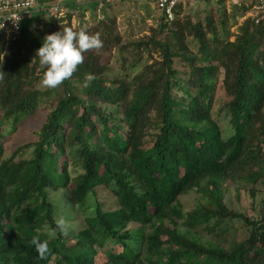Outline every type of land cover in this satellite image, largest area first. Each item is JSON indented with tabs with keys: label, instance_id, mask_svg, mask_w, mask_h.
Returning a JSON list of instances; mask_svg holds the SVG:
<instances>
[{
	"label": "trees",
	"instance_id": "obj_1",
	"mask_svg": "<svg viewBox=\"0 0 264 264\" xmlns=\"http://www.w3.org/2000/svg\"><path fill=\"white\" fill-rule=\"evenodd\" d=\"M49 1L39 0L17 37L0 30V264H264V13L232 33L224 3L218 24L180 16L182 4L168 23L155 0L157 24L125 40L110 0L64 1L62 17L49 14ZM249 10L235 5L234 17ZM65 27L99 33L104 46L47 89L36 50ZM87 74L95 79L85 87ZM216 102L233 129L227 137ZM43 105L31 138L4 156L6 133ZM99 187L114 206L98 204L86 227L61 234L59 207L82 206ZM242 191L251 212L238 208ZM192 192L186 209L180 198ZM37 235L49 241L47 259L31 244Z\"/></svg>",
	"mask_w": 264,
	"mask_h": 264
},
{
	"label": "rangeland",
	"instance_id": "obj_2",
	"mask_svg": "<svg viewBox=\"0 0 264 264\" xmlns=\"http://www.w3.org/2000/svg\"><path fill=\"white\" fill-rule=\"evenodd\" d=\"M110 3V12L117 15L118 31L123 35L125 40L137 39L141 35L140 31L143 29L147 30L151 25H156L160 17V11L156 7L155 0H110ZM224 9L225 8L223 6H220V4L216 2L203 0L186 5L180 16L183 17V15L187 13L191 15L193 21L201 20L206 23L205 17L213 15L215 23L218 24L220 16L222 17L225 15ZM226 12L227 15H225V17H227L228 21L227 27L230 28L232 33H236L238 26L243 19L238 15L234 17V7H226ZM74 20L77 21L78 18L74 17ZM92 21L93 12L90 8L86 9L84 24H92ZM220 31L224 32L221 27ZM231 39H234V36H232ZM114 62L115 60L111 57L110 64L112 65V70L110 74L112 75H110V77L116 75L119 70L118 66H116ZM217 97L222 101L224 91L221 88H218ZM44 106L45 105H43L36 114L29 116L26 120L20 123L16 131L6 133V136L2 140L4 145V156L10 155L18 145L31 138L33 130L40 126L47 113V109L45 108L47 106ZM220 106L221 103L216 102L214 118L218 120L219 125L223 128L224 136L227 137L233 133V129L229 121L223 117V113L219 114L218 108ZM51 196L60 204L64 202L63 199H61L63 197V193L61 192L51 193ZM231 198L233 199L234 204H239L236 200L234 191L231 194ZM180 199L186 209H191L197 201V195L192 192L181 196ZM250 203L251 199L244 191H242V206L239 205L238 208L242 211H245L246 209L250 211ZM98 204H101L102 207L107 210L114 206L115 198L104 187H99L95 193L88 196L82 206L75 207V209L71 207L70 209L64 202V208L62 206H60L61 208L59 207L58 215H60V217L63 216L73 225L72 230L74 231L71 230L69 232V236H72L74 232L86 227L85 218L95 214L96 206ZM49 233L51 232L49 231Z\"/></svg>",
	"mask_w": 264,
	"mask_h": 264
},
{
	"label": "clouds",
	"instance_id": "obj_3",
	"mask_svg": "<svg viewBox=\"0 0 264 264\" xmlns=\"http://www.w3.org/2000/svg\"><path fill=\"white\" fill-rule=\"evenodd\" d=\"M103 46L99 33L89 35L83 28L74 31L71 27H65L62 31L47 35L42 46L36 50V57H39L41 67L46 69L41 85L47 89H57L78 71L79 66L84 63V53L93 50L98 52ZM5 55L6 53L0 54V59L4 61ZM4 74L0 71V81L3 80ZM94 79L93 74H87L84 86H90ZM54 219L60 233L67 236L73 228L71 222L63 216ZM55 234V230L50 233L51 236ZM31 244L35 246L39 259H47L51 254L47 239L41 242L37 235L32 238Z\"/></svg>",
	"mask_w": 264,
	"mask_h": 264
},
{
	"label": "built area",
	"instance_id": "obj_4",
	"mask_svg": "<svg viewBox=\"0 0 264 264\" xmlns=\"http://www.w3.org/2000/svg\"><path fill=\"white\" fill-rule=\"evenodd\" d=\"M64 1L68 0H50L46 9L52 16H65ZM203 0H158V6L164 16V20L168 23L174 21L177 17V7H182L188 3H196ZM216 3H224L226 7H234L235 5L246 4L250 6V10L242 18L253 15L254 12L264 13V0H211ZM102 7V4L99 5ZM40 8L39 0H0V30L5 31L6 39L17 37L22 30V24L26 15L37 11ZM75 17V16H74ZM97 19L103 17L102 11L99 9ZM73 23L77 21L72 19Z\"/></svg>",
	"mask_w": 264,
	"mask_h": 264
}]
</instances>
